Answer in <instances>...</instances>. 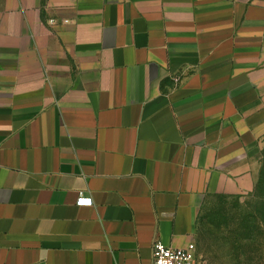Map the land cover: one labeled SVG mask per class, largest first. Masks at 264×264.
<instances>
[{
	"label": "crops",
	"instance_id": "0c3cea01",
	"mask_svg": "<svg viewBox=\"0 0 264 264\" xmlns=\"http://www.w3.org/2000/svg\"><path fill=\"white\" fill-rule=\"evenodd\" d=\"M263 147L264 0H0V264H205Z\"/></svg>",
	"mask_w": 264,
	"mask_h": 264
},
{
	"label": "rangeland",
	"instance_id": "374dc122",
	"mask_svg": "<svg viewBox=\"0 0 264 264\" xmlns=\"http://www.w3.org/2000/svg\"><path fill=\"white\" fill-rule=\"evenodd\" d=\"M259 199L227 191L208 199L199 230L205 264H264V207Z\"/></svg>",
	"mask_w": 264,
	"mask_h": 264
},
{
	"label": "built area",
	"instance_id": "2783aa9c",
	"mask_svg": "<svg viewBox=\"0 0 264 264\" xmlns=\"http://www.w3.org/2000/svg\"><path fill=\"white\" fill-rule=\"evenodd\" d=\"M92 199L81 197L79 204L89 205ZM154 264H198L197 247L191 243L185 248H173L157 241L154 245Z\"/></svg>",
	"mask_w": 264,
	"mask_h": 264
},
{
	"label": "trees",
	"instance_id": "16d2710c",
	"mask_svg": "<svg viewBox=\"0 0 264 264\" xmlns=\"http://www.w3.org/2000/svg\"><path fill=\"white\" fill-rule=\"evenodd\" d=\"M256 195L259 199V203L263 205L264 207V165H263V170L261 172L258 184L256 189L251 193ZM264 222V219H262Z\"/></svg>",
	"mask_w": 264,
	"mask_h": 264
}]
</instances>
